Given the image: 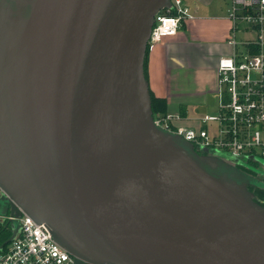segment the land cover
I'll use <instances>...</instances> for the list:
<instances>
[{
	"label": "water",
	"instance_id": "95a60500",
	"mask_svg": "<svg viewBox=\"0 0 264 264\" xmlns=\"http://www.w3.org/2000/svg\"><path fill=\"white\" fill-rule=\"evenodd\" d=\"M171 5L0 0L2 246L25 213L77 264H264L253 179L155 123L145 62Z\"/></svg>",
	"mask_w": 264,
	"mask_h": 264
},
{
	"label": "built area",
	"instance_id": "2783aa9c",
	"mask_svg": "<svg viewBox=\"0 0 264 264\" xmlns=\"http://www.w3.org/2000/svg\"><path fill=\"white\" fill-rule=\"evenodd\" d=\"M190 16L184 0H172L156 15L149 47L176 35ZM228 17L233 22L228 39L233 51L218 64V113L199 118L198 126L178 124L183 117L170 112L154 114L155 123L197 149L226 154L234 162L264 158V0H230ZM18 220L14 239L0 245V264H77L44 223L25 213Z\"/></svg>",
	"mask_w": 264,
	"mask_h": 264
},
{
	"label": "crops",
	"instance_id": "0c3cea01",
	"mask_svg": "<svg viewBox=\"0 0 264 264\" xmlns=\"http://www.w3.org/2000/svg\"><path fill=\"white\" fill-rule=\"evenodd\" d=\"M184 2L191 16L176 35L150 46L148 81L153 94L165 101L167 111L183 117L178 124L198 126L200 120L192 112L208 110L218 97L219 107L218 64L233 51L228 42L233 22L228 17L230 0ZM0 223L12 228L8 216L0 215Z\"/></svg>",
	"mask_w": 264,
	"mask_h": 264
},
{
	"label": "flooded vegetation",
	"instance_id": "af4514ba",
	"mask_svg": "<svg viewBox=\"0 0 264 264\" xmlns=\"http://www.w3.org/2000/svg\"><path fill=\"white\" fill-rule=\"evenodd\" d=\"M232 163L253 177V181L248 184V187L254 193V197L257 199V201L264 205V165L261 164V159H242L238 162L232 161ZM261 166L263 168L262 172H258L254 169V167ZM254 181L255 183L253 184Z\"/></svg>",
	"mask_w": 264,
	"mask_h": 264
},
{
	"label": "rangeland",
	"instance_id": "374dc122",
	"mask_svg": "<svg viewBox=\"0 0 264 264\" xmlns=\"http://www.w3.org/2000/svg\"><path fill=\"white\" fill-rule=\"evenodd\" d=\"M243 26H244V25H242V26H240V27H243ZM242 37H243V36L241 35L240 38H242ZM213 100H214V99H213ZM218 100H219V97H218V99L215 98V100L213 101V104L209 107L208 110H205V111H202V112H199V113H197V112H192V113H191V116L201 118V117H203V116H205V115H216V114L218 113V111H219ZM220 156H221V157H225V158L228 159L227 161H224V162L227 163V164L229 165L231 171L234 172L233 176H234L236 179H238V180H240V181H252L253 177H252L251 175H249L247 172H245V171H243V170H242V172H241V171H240V172H239V171L237 172V171L234 169V166H235V165L232 163L231 158H230L228 155H226V154H220ZM259 158L261 159V164L264 165V158H262V157H259ZM230 169H229V170H230ZM254 169H255L256 171H258V172H262V171H263L262 166H261V167H254ZM234 170H235V171H234Z\"/></svg>",
	"mask_w": 264,
	"mask_h": 264
},
{
	"label": "trees",
	"instance_id": "16d2710c",
	"mask_svg": "<svg viewBox=\"0 0 264 264\" xmlns=\"http://www.w3.org/2000/svg\"><path fill=\"white\" fill-rule=\"evenodd\" d=\"M149 51H150V47L148 48L146 62H145V72H146L147 79H148V57H149ZM151 96H152V105H153L154 114L157 115L159 113H162V114L167 113L168 111H167V105H166L165 101H163L161 98H157L153 94L152 91H151ZM237 168H239V167H237ZM254 183H255V181L253 182V184ZM255 200L257 201L256 198H255ZM11 235H12V228L9 225L6 226V223H2V224L0 223V245L3 244Z\"/></svg>",
	"mask_w": 264,
	"mask_h": 264
}]
</instances>
